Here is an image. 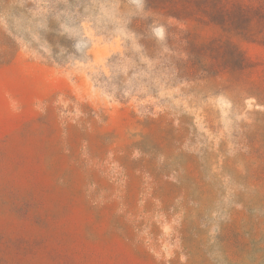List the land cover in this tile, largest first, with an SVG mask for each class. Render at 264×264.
<instances>
[{
  "label": "rangeland",
  "instance_id": "rangeland-1",
  "mask_svg": "<svg viewBox=\"0 0 264 264\" xmlns=\"http://www.w3.org/2000/svg\"><path fill=\"white\" fill-rule=\"evenodd\" d=\"M0 264H264V0H0Z\"/></svg>",
  "mask_w": 264,
  "mask_h": 264
},
{
  "label": "clouds",
  "instance_id": "clouds-1",
  "mask_svg": "<svg viewBox=\"0 0 264 264\" xmlns=\"http://www.w3.org/2000/svg\"><path fill=\"white\" fill-rule=\"evenodd\" d=\"M143 0H140V3L142 4Z\"/></svg>",
  "mask_w": 264,
  "mask_h": 264
}]
</instances>
